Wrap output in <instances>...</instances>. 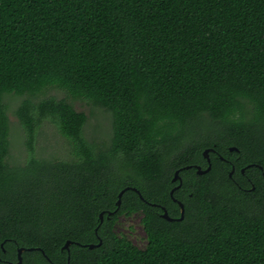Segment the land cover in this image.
Wrapping results in <instances>:
<instances>
[{
  "label": "trees",
  "instance_id": "obj_1",
  "mask_svg": "<svg viewBox=\"0 0 264 264\" xmlns=\"http://www.w3.org/2000/svg\"><path fill=\"white\" fill-rule=\"evenodd\" d=\"M80 100L110 114L106 139ZM45 123L67 158L37 155ZM175 171L184 216L167 221ZM135 213L144 249L114 232ZM19 248L21 264H264V0H0V264Z\"/></svg>",
  "mask_w": 264,
  "mask_h": 264
},
{
  "label": "rangeland",
  "instance_id": "obj_2",
  "mask_svg": "<svg viewBox=\"0 0 264 264\" xmlns=\"http://www.w3.org/2000/svg\"><path fill=\"white\" fill-rule=\"evenodd\" d=\"M39 95L41 98L49 96L63 98L65 93L57 88H48ZM16 97L17 98H9L6 100V103L9 105L7 114L10 128V158L8 160L10 164L13 165L23 163L27 155L24 148L23 130L13 114L15 106L20 101L19 98H22ZM68 101L72 103L74 99L69 98ZM74 108L87 116L85 133L90 141L99 140L100 138L106 139L108 137L111 123V116L109 113L81 100L74 102ZM36 151L37 155L41 158L56 157L58 159H65L69 156L66 140L61 137L57 133L55 127L49 123H45L38 133ZM141 216L140 213L132 214L129 217L120 216L115 223L114 232L118 235L125 236L137 248L144 249L146 245V236L140 224Z\"/></svg>",
  "mask_w": 264,
  "mask_h": 264
},
{
  "label": "water",
  "instance_id": "obj_3",
  "mask_svg": "<svg viewBox=\"0 0 264 264\" xmlns=\"http://www.w3.org/2000/svg\"><path fill=\"white\" fill-rule=\"evenodd\" d=\"M232 150H236V149H235V148H230V151H232ZM209 151H211V150H210V149L204 150V151H203V154H202L203 157H204V159L206 160V162H207V164H208V167H207V169L202 170L200 167L196 166L195 169H196V174H197V175L205 174V173H207V172L210 170L211 165H210V159H209V156H208V152H209ZM232 172H233V170L229 173V175H228L229 177H231ZM241 172L243 173V170H242ZM178 173H179V171H175L174 174H173V178H172V182H176V181H177V182H178V185L175 186L173 189H171V191L169 192V195H170V198L172 199V201H174V202H176V203L178 204V206H179V208H180V217L177 218V219H172V218H170V217L168 216V213H167V211L165 210V208H164V207H161V210H162V212H163L162 215H161V217H162L163 219L167 220V221L182 220V219H183V216H184V207H183V204H182L181 202L175 200L174 197H173V193H174V191H175L176 189H178V188L181 186V178L179 177ZM126 190H127V189H124V190H122V191L119 193V195H118L119 200H118V202H117V206L120 205V199H121V196H122V194H123ZM132 191L138 193V191H137L136 189H132ZM111 214H112V213H109V215H111ZM102 217H103V215H102V213H101V214L99 215L100 222H102ZM70 245H71V242H70V241H66V243H65L64 246H63V248L68 252V249H69V246H70ZM100 245H101V241H99V243H98L97 245H86V246H88L89 249H92L94 246L99 247ZM29 250H32V249H28V251H29ZM25 251H26V249H24V248H19V249L17 250V262H16V263H8V264H21V263H22V253H24ZM40 252L42 253V255H44L42 251H40Z\"/></svg>",
  "mask_w": 264,
  "mask_h": 264
},
{
  "label": "flooded vegetation",
  "instance_id": "obj_4",
  "mask_svg": "<svg viewBox=\"0 0 264 264\" xmlns=\"http://www.w3.org/2000/svg\"><path fill=\"white\" fill-rule=\"evenodd\" d=\"M176 203V202H175ZM172 219H174V218H172Z\"/></svg>",
  "mask_w": 264,
  "mask_h": 264
}]
</instances>
